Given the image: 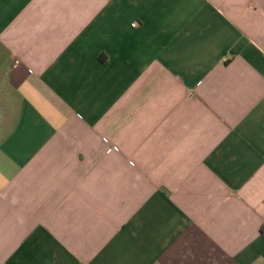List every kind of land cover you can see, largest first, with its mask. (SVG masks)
<instances>
[{"label": "crops", "instance_id": "0c3cea01", "mask_svg": "<svg viewBox=\"0 0 264 264\" xmlns=\"http://www.w3.org/2000/svg\"><path fill=\"white\" fill-rule=\"evenodd\" d=\"M0 264H264V0H0Z\"/></svg>", "mask_w": 264, "mask_h": 264}, {"label": "built area", "instance_id": "2783aa9c", "mask_svg": "<svg viewBox=\"0 0 264 264\" xmlns=\"http://www.w3.org/2000/svg\"><path fill=\"white\" fill-rule=\"evenodd\" d=\"M104 140H105L106 142H109V139H108V138H104ZM114 149H116V146H109V147H108V151H112V150H114Z\"/></svg>", "mask_w": 264, "mask_h": 264}]
</instances>
